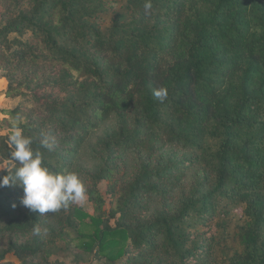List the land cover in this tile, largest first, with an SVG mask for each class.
<instances>
[{"label": "trees", "instance_id": "1", "mask_svg": "<svg viewBox=\"0 0 264 264\" xmlns=\"http://www.w3.org/2000/svg\"><path fill=\"white\" fill-rule=\"evenodd\" d=\"M144 3L126 0L128 14L102 28L92 20L106 12L105 0H31L0 27L7 50L10 34L29 32L18 44L49 70L29 94L43 119L22 130L53 171L69 169L100 123L97 109L115 116L106 142L117 149H153L163 138L201 162L203 179L191 194L146 218L140 196L161 194L156 181L170 172L145 162L120 189L113 224L71 209L79 245L108 263L130 245L139 257L155 252L168 264H264V0H151L147 13ZM160 87L168 93L163 103L153 96ZM103 99L108 104L101 106ZM42 133L55 137L54 151L40 148ZM11 151L10 145L0 152V161L11 164L0 176L18 166ZM91 177L104 179L105 168ZM19 189L0 187V204L5 208ZM235 207L241 208L239 248L225 263L212 261L207 250L200 256L205 238L191 228ZM41 222L42 215L25 208L5 229L28 232Z\"/></svg>", "mask_w": 264, "mask_h": 264}, {"label": "rangeland", "instance_id": "2", "mask_svg": "<svg viewBox=\"0 0 264 264\" xmlns=\"http://www.w3.org/2000/svg\"><path fill=\"white\" fill-rule=\"evenodd\" d=\"M30 3L31 0H0V27L18 17L22 10H28ZM105 6L106 12L92 20L96 26L109 27L118 13L128 14L126 0H105ZM30 36L29 32L22 36L10 34L9 39L14 43L11 50L0 43V152L11 145L9 136L16 126L29 128L41 122L44 116L43 108L29 94L49 70L32 60L25 48L18 44L19 41H28ZM124 100L123 97L117 99L120 103H125ZM106 104L108 101L103 99L101 106ZM95 115L100 123L89 131L77 154L71 157L67 170L77 172L84 183L87 190L85 203L70 204L55 213L42 215L41 235L34 234L33 230L9 233L5 229L9 220L18 218L25 210L20 204L23 195L20 187L15 191L19 195L14 196L5 208L3 203L0 204V264H110L98 257L95 250L87 251L79 245L80 233L76 229L79 221L70 214L71 209L80 208L89 216L101 217L106 223L113 224L120 189L144 162L151 168L156 164L169 168L170 172L163 180L156 181L163 190L161 194L144 193L140 196L145 218L157 210L173 206L178 199L191 194L202 181V164L193 159L191 150L165 142L163 138L154 142L153 149L140 146L119 150L115 144L106 142L116 127L115 116L105 114L101 109H97ZM10 166L8 161H0V170ZM173 167L177 170L172 172ZM102 168L106 170V177L94 182L92 174ZM89 216L85 218L86 222H91ZM240 222L241 208L235 207L227 214L216 213L203 226L192 227L194 233L200 232L205 238L200 256L207 250L212 261L225 263L228 255L239 248L235 229ZM44 229H47L46 233ZM142 253L143 257H139V251L128 245L122 258L111 264H168L169 260L155 252ZM129 257L131 260L126 261Z\"/></svg>", "mask_w": 264, "mask_h": 264}, {"label": "clouds", "instance_id": "3", "mask_svg": "<svg viewBox=\"0 0 264 264\" xmlns=\"http://www.w3.org/2000/svg\"><path fill=\"white\" fill-rule=\"evenodd\" d=\"M143 7L146 13L149 12L153 7L151 0H145ZM167 95V89L164 87L153 90V96L161 103L167 99ZM9 140L13 148L10 156L18 166L0 176V187L10 185L21 187L22 206L30 212L44 215L67 208L70 204L85 203L87 190L77 172L51 170L44 163L43 153L33 149V138L25 135L19 126L11 132ZM56 143L55 137L50 133L41 134L40 148L52 152ZM12 207H16L15 203ZM43 231L46 233L47 229ZM33 232L41 235L42 229L36 225Z\"/></svg>", "mask_w": 264, "mask_h": 264}]
</instances>
